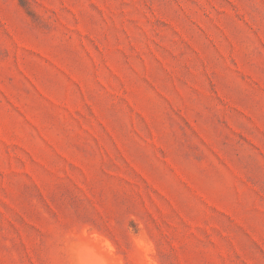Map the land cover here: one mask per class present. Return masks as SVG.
Here are the masks:
<instances>
[{
	"label": "rangeland",
	"instance_id": "rangeland-1",
	"mask_svg": "<svg viewBox=\"0 0 264 264\" xmlns=\"http://www.w3.org/2000/svg\"><path fill=\"white\" fill-rule=\"evenodd\" d=\"M0 264H264V0H0Z\"/></svg>",
	"mask_w": 264,
	"mask_h": 264
}]
</instances>
